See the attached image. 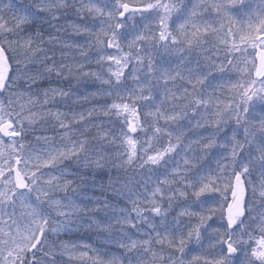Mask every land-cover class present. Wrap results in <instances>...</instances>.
I'll return each mask as SVG.
<instances>
[{"label":"snow or ice","instance_id":"obj_1","mask_svg":"<svg viewBox=\"0 0 264 264\" xmlns=\"http://www.w3.org/2000/svg\"><path fill=\"white\" fill-rule=\"evenodd\" d=\"M0 264H264V0H0Z\"/></svg>","mask_w":264,"mask_h":264},{"label":"trees","instance_id":"obj_2","mask_svg":"<svg viewBox=\"0 0 264 264\" xmlns=\"http://www.w3.org/2000/svg\"><path fill=\"white\" fill-rule=\"evenodd\" d=\"M84 240H85L87 243H92V241H90V240L88 239L87 236H84V237H83V241H84Z\"/></svg>","mask_w":264,"mask_h":264},{"label":"rangeland","instance_id":"obj_3","mask_svg":"<svg viewBox=\"0 0 264 264\" xmlns=\"http://www.w3.org/2000/svg\"><path fill=\"white\" fill-rule=\"evenodd\" d=\"M80 242H81V243H87L85 240H84V241L82 240V241H80Z\"/></svg>","mask_w":264,"mask_h":264}]
</instances>
